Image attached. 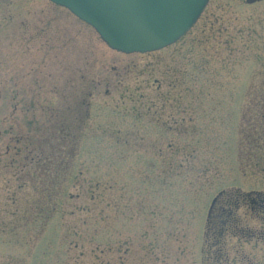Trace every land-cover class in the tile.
<instances>
[{
    "label": "rangeland",
    "instance_id": "374dc122",
    "mask_svg": "<svg viewBox=\"0 0 264 264\" xmlns=\"http://www.w3.org/2000/svg\"><path fill=\"white\" fill-rule=\"evenodd\" d=\"M220 193L259 227L264 0H209L129 54L48 0H0V264H264L258 238L215 259Z\"/></svg>",
    "mask_w": 264,
    "mask_h": 264
},
{
    "label": "water",
    "instance_id": "95a60500",
    "mask_svg": "<svg viewBox=\"0 0 264 264\" xmlns=\"http://www.w3.org/2000/svg\"><path fill=\"white\" fill-rule=\"evenodd\" d=\"M92 27L115 51L165 48L195 24L208 0H48ZM213 202V201H212Z\"/></svg>",
    "mask_w": 264,
    "mask_h": 264
},
{
    "label": "trees",
    "instance_id": "16d2710c",
    "mask_svg": "<svg viewBox=\"0 0 264 264\" xmlns=\"http://www.w3.org/2000/svg\"><path fill=\"white\" fill-rule=\"evenodd\" d=\"M224 194V193H223ZM220 193L218 197H216L213 205L208 214L207 221V238L209 242V246H216V254L215 259H218L221 252L226 250V236H237L243 239L249 238H258L259 240L264 242V194L262 196L253 197L252 202L250 203V210L252 214L256 215L258 221L260 223L259 227H247L241 224V219L235 213V206L244 203L239 197L234 200H230L229 198L225 199L221 204L219 202L220 197L223 195ZM261 194V193H256ZM243 197H246L242 195ZM236 199L238 201H236ZM215 216V222H211L210 218ZM220 252V254H219ZM219 254V255H218ZM212 262V261H211ZM211 264H223V263H211Z\"/></svg>",
    "mask_w": 264,
    "mask_h": 264
},
{
    "label": "flooded vegetation",
    "instance_id": "af4514ba",
    "mask_svg": "<svg viewBox=\"0 0 264 264\" xmlns=\"http://www.w3.org/2000/svg\"><path fill=\"white\" fill-rule=\"evenodd\" d=\"M247 4H255L257 2L263 1V0H245Z\"/></svg>",
    "mask_w": 264,
    "mask_h": 264
}]
</instances>
